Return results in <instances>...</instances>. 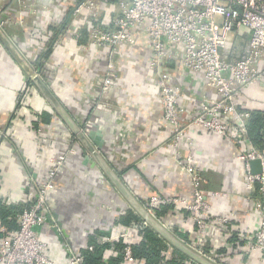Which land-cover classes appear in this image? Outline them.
<instances>
[{
	"label": "crops",
	"instance_id": "1",
	"mask_svg": "<svg viewBox=\"0 0 264 264\" xmlns=\"http://www.w3.org/2000/svg\"><path fill=\"white\" fill-rule=\"evenodd\" d=\"M80 1L45 0L47 8L42 7L34 14L20 9L15 0H0L1 16L12 19L3 30L79 124L84 126L90 119L101 126L105 138L103 156L145 206L156 194L191 200L192 180L174 157L171 131L164 122L160 101L159 70L150 65L154 57L145 29L136 31L133 44H124L114 51L117 75L112 88L104 92L101 86L112 48L94 44L90 32L95 25L112 26L119 14L117 2L98 0V17L91 19L87 12L71 15ZM20 19H24V24H20ZM64 23L65 31L54 43L44 65L35 66L53 35L51 27ZM83 33H89L88 37ZM82 35L87 37V43L80 42ZM249 43L248 30L231 33L225 57L232 61L245 57ZM169 49L171 55L163 67L174 77L172 84L181 88L180 100L188 108L184 115L187 123L201 113L202 102H215L218 96L204 72H195L184 64L181 47ZM29 83L24 70L0 42L2 201L7 205L31 204L35 196L33 180H44L50 168L48 158L72 149L57 177L56 188L49 195L50 210L58 215L67 236L63 233L61 237L50 224L37 228L50 242L52 255L67 258L64 240L82 252L90 246L88 242L97 230L105 232L99 236L101 243L119 241L124 233L142 237L136 223L127 225L119 221L132 208L98 166L83 164L82 145L38 88ZM238 99L243 110L264 111V84L242 89ZM42 112L52 114V119L50 123L42 122L44 145L42 142L38 145L32 121ZM192 140L204 177L203 189L211 205L207 231L200 230L183 206L173 205L163 217H155L174 234L175 229L179 230L183 234L181 239L175 235L181 241L198 253L202 250L216 264H264V253L249 251L245 243V236L260 227L256 211L260 194L257 186L248 189L244 163L239 159L241 153L253 148L248 136L238 121L230 118L226 134L195 127ZM217 192L224 194L214 196ZM216 216L229 217V222L211 221ZM174 248L168 245L163 264L180 259ZM117 255L114 246L106 249L104 264H113L110 258ZM182 262L199 264L189 256ZM120 264H144V261L123 260Z\"/></svg>",
	"mask_w": 264,
	"mask_h": 264
},
{
	"label": "built area",
	"instance_id": "2",
	"mask_svg": "<svg viewBox=\"0 0 264 264\" xmlns=\"http://www.w3.org/2000/svg\"><path fill=\"white\" fill-rule=\"evenodd\" d=\"M22 10L37 14L45 6V0H15ZM119 14L111 27L95 25L90 38L94 44L108 45L112 48L107 64V74L101 86L109 91L116 78L114 51L135 42L136 31L144 28L152 50V68H158V87L163 109L164 122L171 131V144L178 165L191 177L193 193L191 200L180 197L154 195L145 206L155 216L161 206H183L201 231L208 228L207 216L211 205L208 194L203 189L204 177L197 163L193 149L192 133L195 127L216 134L229 131L230 118L236 119L245 130L251 112L240 108L238 93L256 84H264V0H117ZM98 0H81L74 8L73 15L87 12L91 19H97ZM12 19L0 15V27ZM24 24V19H20ZM243 29L250 32L248 54L236 61L225 57L229 36ZM170 46L181 47L184 64L195 72L202 71L209 85L216 91L215 102H202L201 113L193 116L187 123L184 115L188 108L181 102V88L172 84L174 77L163 67L170 54ZM25 96V95H24ZM28 100V97L26 98ZM35 118L40 121L38 116ZM42 125V123H41ZM41 125L36 129L40 134ZM187 146V150L184 149ZM244 163L247 187L256 186L260 194L256 211L260 227L253 234L245 236L249 251L264 253V153L252 148L239 155ZM262 161L261 173H253L251 161ZM49 171L43 181L33 180L35 196L31 206L17 215L18 228L10 229L0 223V264H84V255L63 241L67 258L57 259L52 255L51 245L37 230L38 227L51 225L62 237L63 232L56 222L50 207L49 195L55 188L56 180L63 166V157L50 159ZM59 160V161H58ZM224 194L213 193L214 196ZM211 196V194H210ZM213 219V218H212ZM213 222L226 224L229 217L216 216ZM124 262L135 261L132 246L140 241L139 234L124 233ZM92 249V246H88ZM200 254H206L200 250Z\"/></svg>",
	"mask_w": 264,
	"mask_h": 264
},
{
	"label": "trees",
	"instance_id": "3",
	"mask_svg": "<svg viewBox=\"0 0 264 264\" xmlns=\"http://www.w3.org/2000/svg\"><path fill=\"white\" fill-rule=\"evenodd\" d=\"M117 1V0H116ZM73 11L71 12L72 15ZM65 23L61 26H52L53 35L49 39L48 44H46L45 51L42 52L41 56L37 59L36 65L42 67L45 60L50 56L54 43L62 36L65 31ZM84 36L88 37L89 33H83ZM82 35L80 38L81 43H87V37L84 38ZM29 86H35L32 82ZM24 97V94L23 96ZM39 120L32 121V126L34 129H38L42 122L50 123L52 119V114L48 112H42L40 115L36 114ZM245 134L248 136L250 142L257 150L263 152L264 150V111L254 110L251 112V117L246 124L244 130ZM75 137V136H74ZM31 204L20 203L14 205L5 204L0 198V220L2 224L10 229L18 228L19 224L17 222V215L24 209L30 207ZM173 206H161L156 209L155 215L157 218L163 217ZM119 221L124 224H134L136 223L139 227V231L142 233L141 240L132 246V253L136 260L144 261V264H163L164 262V251L170 245L164 238H162L155 230L148 226L142 217L134 210L130 209L126 214L119 218ZM175 234L180 238L183 234L175 229ZM105 235V232L97 230L94 236H91L88 244L92 246V249L86 248L82 250L84 255V264H104L103 256L106 249L114 246L118 251L117 257H111L110 262L113 264H120L124 260V248L125 243L123 239L116 241L114 243L103 242L101 243L98 239L99 236ZM181 239V238H180ZM178 252L180 259L174 258L173 260H168L167 264H184L183 259L188 258L182 251L174 248ZM194 264H197L194 262Z\"/></svg>",
	"mask_w": 264,
	"mask_h": 264
},
{
	"label": "water",
	"instance_id": "4",
	"mask_svg": "<svg viewBox=\"0 0 264 264\" xmlns=\"http://www.w3.org/2000/svg\"><path fill=\"white\" fill-rule=\"evenodd\" d=\"M0 42L24 70L28 77V81L32 82L38 88L55 113L61 118L72 134L80 142L83 148V150L80 151L83 155V164L89 165L90 167L98 166L108 177L111 184L117 189L121 196H123L129 206L142 217L148 226L155 230L169 244L176 247L199 264H216L181 241L173 232H171V230L168 229L164 223L160 222L153 214L148 211L145 205L133 194V192L122 180L120 175L112 168L108 160L103 156L102 152L104 151L105 138L101 126L98 124H93L90 119L88 124L84 126L79 124L72 117L56 94L51 90L49 85L40 75L39 71L33 67V65L17 48L14 42L1 27ZM251 166L253 173H261L262 161L260 159L252 160ZM63 168V166L60 168V172ZM34 178H36V175ZM53 216L60 228H63L58 215L53 212ZM62 232L67 236L65 230H62ZM1 236L2 234L0 233V237Z\"/></svg>",
	"mask_w": 264,
	"mask_h": 264
},
{
	"label": "rangeland",
	"instance_id": "5",
	"mask_svg": "<svg viewBox=\"0 0 264 264\" xmlns=\"http://www.w3.org/2000/svg\"><path fill=\"white\" fill-rule=\"evenodd\" d=\"M0 15H1V13H0ZM41 134H43V130L41 129V131H40V134L39 133H37V135H36V142L38 143V145H40V143L42 142V144H43V138H42V136H41ZM41 144V146H43ZM37 145V146H38ZM72 149H69V150H67L65 153H63V154H60V155H57V156H50L49 158H48V163H49V165H52V162H51V158L52 159H55V157H59V156H62L63 157V160H62V162H63V164L62 165H64L66 162H67V159H68V157L70 156V154L72 153ZM59 161V160H58ZM49 171V170H48ZM48 171H47V173H48ZM47 173H46V175H47ZM59 175V174H58ZM46 177V176H45ZM45 179V178H44ZM56 182H57V180H56ZM55 188H56V185H55ZM54 188V189H55ZM53 189V190H54Z\"/></svg>",
	"mask_w": 264,
	"mask_h": 264
}]
</instances>
